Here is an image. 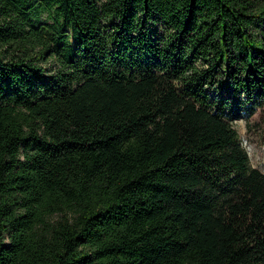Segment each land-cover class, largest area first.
<instances>
[{
	"label": "trees",
	"instance_id": "obj_1",
	"mask_svg": "<svg viewBox=\"0 0 264 264\" xmlns=\"http://www.w3.org/2000/svg\"><path fill=\"white\" fill-rule=\"evenodd\" d=\"M264 0H0V264H264Z\"/></svg>",
	"mask_w": 264,
	"mask_h": 264
},
{
	"label": "rangeland",
	"instance_id": "obj_2",
	"mask_svg": "<svg viewBox=\"0 0 264 264\" xmlns=\"http://www.w3.org/2000/svg\"><path fill=\"white\" fill-rule=\"evenodd\" d=\"M234 128L249 155L252 167L264 173V108L249 122L243 119L235 121Z\"/></svg>",
	"mask_w": 264,
	"mask_h": 264
}]
</instances>
